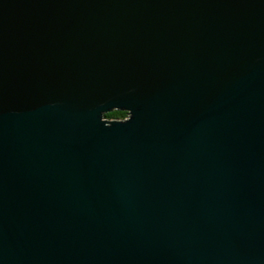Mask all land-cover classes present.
Returning <instances> with one entry per match:
<instances>
[{
	"label": "water",
	"instance_id": "1",
	"mask_svg": "<svg viewBox=\"0 0 264 264\" xmlns=\"http://www.w3.org/2000/svg\"><path fill=\"white\" fill-rule=\"evenodd\" d=\"M0 264H264V0H0Z\"/></svg>",
	"mask_w": 264,
	"mask_h": 264
},
{
	"label": "trees",
	"instance_id": "2",
	"mask_svg": "<svg viewBox=\"0 0 264 264\" xmlns=\"http://www.w3.org/2000/svg\"><path fill=\"white\" fill-rule=\"evenodd\" d=\"M104 115L108 118H120V117H124L126 113L124 111L112 110L108 113H105Z\"/></svg>",
	"mask_w": 264,
	"mask_h": 264
}]
</instances>
